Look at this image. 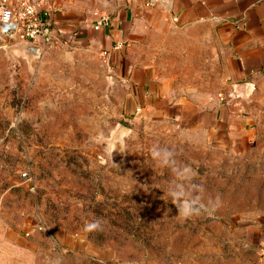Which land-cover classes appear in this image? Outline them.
Segmentation results:
<instances>
[{
  "label": "rangeland",
  "instance_id": "374dc122",
  "mask_svg": "<svg viewBox=\"0 0 264 264\" xmlns=\"http://www.w3.org/2000/svg\"><path fill=\"white\" fill-rule=\"evenodd\" d=\"M2 36L0 224L23 237L22 264H258L264 127L236 149L128 116L102 52L51 42L29 56ZM195 69L199 89L218 87ZM57 233L93 249L65 250Z\"/></svg>",
  "mask_w": 264,
  "mask_h": 264
},
{
  "label": "crops",
  "instance_id": "0c3cea01",
  "mask_svg": "<svg viewBox=\"0 0 264 264\" xmlns=\"http://www.w3.org/2000/svg\"><path fill=\"white\" fill-rule=\"evenodd\" d=\"M43 1L51 42L102 52L126 82V115L174 119L236 149L264 127V0ZM203 66L218 87L193 83ZM56 239L65 250L93 249L68 234ZM24 247L0 224V264H22Z\"/></svg>",
  "mask_w": 264,
  "mask_h": 264
},
{
  "label": "built area",
  "instance_id": "2783aa9c",
  "mask_svg": "<svg viewBox=\"0 0 264 264\" xmlns=\"http://www.w3.org/2000/svg\"><path fill=\"white\" fill-rule=\"evenodd\" d=\"M104 21L106 18L98 20L94 27ZM0 34L41 48L52 39L49 8L43 0H0Z\"/></svg>",
  "mask_w": 264,
  "mask_h": 264
},
{
  "label": "water",
  "instance_id": "95a60500",
  "mask_svg": "<svg viewBox=\"0 0 264 264\" xmlns=\"http://www.w3.org/2000/svg\"><path fill=\"white\" fill-rule=\"evenodd\" d=\"M2 35L0 34V39H2ZM15 49L25 51L29 56H34L39 54V47L31 44L30 42L26 40H21L20 42H17L14 46Z\"/></svg>",
  "mask_w": 264,
  "mask_h": 264
}]
</instances>
